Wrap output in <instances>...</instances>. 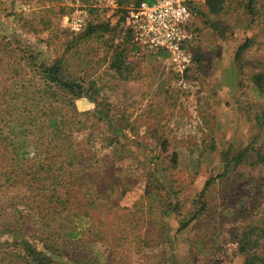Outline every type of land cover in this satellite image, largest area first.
Masks as SVG:
<instances>
[{
    "label": "rangeland",
    "instance_id": "obj_1",
    "mask_svg": "<svg viewBox=\"0 0 264 264\" xmlns=\"http://www.w3.org/2000/svg\"><path fill=\"white\" fill-rule=\"evenodd\" d=\"M192 1L179 71L134 44L136 0H0V264L22 239L55 264L264 257L240 249L242 232L264 228V91L253 82L262 75L264 88V0H224L217 14ZM80 7L86 25L74 32ZM53 66L70 89L44 79Z\"/></svg>",
    "mask_w": 264,
    "mask_h": 264
},
{
    "label": "built area",
    "instance_id": "obj_2",
    "mask_svg": "<svg viewBox=\"0 0 264 264\" xmlns=\"http://www.w3.org/2000/svg\"><path fill=\"white\" fill-rule=\"evenodd\" d=\"M115 7L116 0H106ZM196 14L192 0H154L139 2L127 8L126 27L139 50L158 56L165 52L179 71L189 63L188 45L194 38L190 27ZM86 12L80 7L68 20L69 27L79 32L86 25Z\"/></svg>",
    "mask_w": 264,
    "mask_h": 264
},
{
    "label": "trees",
    "instance_id": "obj_3",
    "mask_svg": "<svg viewBox=\"0 0 264 264\" xmlns=\"http://www.w3.org/2000/svg\"><path fill=\"white\" fill-rule=\"evenodd\" d=\"M147 2L149 4H151L154 0H136L137 3L139 2ZM224 0H208L207 2V7L209 10V13L212 14H217L222 10V5H223ZM247 47V44H243L242 46L239 47V51H243L245 48ZM238 56V54H237ZM237 61V58H236ZM42 73L44 74V79L49 81V82H55L58 85H60L61 87H66L70 89V86L68 83L64 82L63 80L59 79V77H57V69H55V67H51V68H46L42 71ZM253 82L255 86L260 87V90L264 91L263 88V76L262 75H254L253 78ZM259 125L263 126L264 125V112H262L259 116ZM64 149V154L67 155V153H70L71 155H73L71 148L67 149V148H63ZM249 151L246 148L245 150H242L237 157L239 159L235 160V166L238 165L245 157H247ZM257 153V152H256ZM24 154H21V157ZM259 159H261V161H264V156H260V153H257ZM18 156V154H17ZM18 162V160H11V166L6 167L4 170V178H6V182L10 181L13 177V174L16 173L15 170V164ZM49 169V166L42 164L41 166L38 167V170L45 175L47 170ZM227 168L226 170L222 173V176L227 175ZM28 172H31L28 170ZM25 173V176L28 178V176L30 175V173ZM36 175V174H35ZM10 176V177H9ZM221 175L219 177H222ZM46 177L45 179H49V180H53L50 179L48 176H44ZM59 177V176H58ZM218 177V178H219ZM29 182H31L32 180H34L33 176L31 175V177H29ZM14 180V178H13ZM214 180H209L206 182L204 189L202 190V192L200 193V195L204 194L205 191L207 190V188L211 185V183H213ZM67 197V201L68 198H70V195L67 193L66 195ZM14 227H13V234H15V229L16 227V221L14 222ZM258 227V226H257ZM20 229H23L22 227ZM1 231H5L4 229H2ZM23 231V230H20ZM257 231V234L255 236V238H253V240L251 239V235ZM75 233V234H74ZM77 232L70 230V232L67 234V236L69 237H75L77 236ZM242 237L243 242L240 246V249L243 251L246 248H252L253 247H260L263 248L264 247V228H256L253 227L249 230H246L244 232H242ZM262 239L263 242L259 243L258 240ZM252 241V242H251ZM18 242H15L14 245L18 246ZM1 245V243H0ZM23 245V246H22ZM20 246H22L20 252L14 251V252H9V257L10 259L8 260V262L6 264H55V260L57 258L55 257V254H53V252H48L45 253L44 251L41 250H37V248L34 246V244H32L30 241H28L27 239H22V241L20 242ZM45 248V246H44ZM47 250V248H46ZM255 262H257V264H264V257H263V253L262 254H257V253H252V257L248 260L245 261L244 264H255Z\"/></svg>",
    "mask_w": 264,
    "mask_h": 264
},
{
    "label": "crops",
    "instance_id": "obj_4",
    "mask_svg": "<svg viewBox=\"0 0 264 264\" xmlns=\"http://www.w3.org/2000/svg\"><path fill=\"white\" fill-rule=\"evenodd\" d=\"M264 186H259V188H260V191H261V189L263 188ZM258 188V187H257ZM264 190V189H263ZM262 221H264L263 220V218L261 219Z\"/></svg>",
    "mask_w": 264,
    "mask_h": 264
}]
</instances>
